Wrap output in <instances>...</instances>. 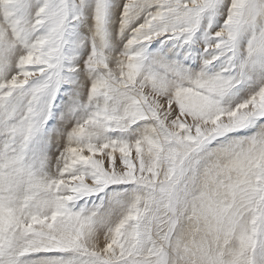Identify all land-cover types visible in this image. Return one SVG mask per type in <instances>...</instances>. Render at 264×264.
Here are the masks:
<instances>
[{
    "label": "snow or ice",
    "instance_id": "snow-or-ice-1",
    "mask_svg": "<svg viewBox=\"0 0 264 264\" xmlns=\"http://www.w3.org/2000/svg\"><path fill=\"white\" fill-rule=\"evenodd\" d=\"M0 264H264V0H0Z\"/></svg>",
    "mask_w": 264,
    "mask_h": 264
}]
</instances>
